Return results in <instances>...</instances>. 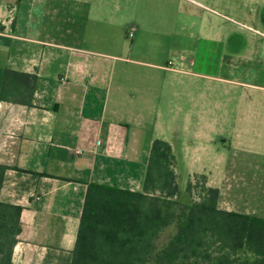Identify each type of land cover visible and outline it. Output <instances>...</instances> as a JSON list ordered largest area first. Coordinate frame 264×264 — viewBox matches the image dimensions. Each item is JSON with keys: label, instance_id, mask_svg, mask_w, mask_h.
Returning a JSON list of instances; mask_svg holds the SVG:
<instances>
[{"label": "crops", "instance_id": "obj_1", "mask_svg": "<svg viewBox=\"0 0 264 264\" xmlns=\"http://www.w3.org/2000/svg\"><path fill=\"white\" fill-rule=\"evenodd\" d=\"M94 1L0 0V92L8 69L38 76L33 106L0 100V164L9 166L0 199L24 208L12 264H72L88 185L141 192L156 139L170 143L177 175L208 177L221 209L264 218V144L247 122L222 116L221 84L255 86L229 60L236 41L210 40L214 73L189 69L206 62L204 44L181 41L170 66V47L153 37L166 35L155 4L114 18ZM179 97L197 112L180 138L162 121Z\"/></svg>", "mask_w": 264, "mask_h": 264}, {"label": "trees", "instance_id": "obj_2", "mask_svg": "<svg viewBox=\"0 0 264 264\" xmlns=\"http://www.w3.org/2000/svg\"><path fill=\"white\" fill-rule=\"evenodd\" d=\"M37 79L6 70L0 100L33 106ZM8 169L0 164V193ZM202 179L181 192L172 147L156 139L141 192L88 185L72 264H264V218L221 209ZM23 209L0 199V264H12Z\"/></svg>", "mask_w": 264, "mask_h": 264}, {"label": "rangeland", "instance_id": "obj_3", "mask_svg": "<svg viewBox=\"0 0 264 264\" xmlns=\"http://www.w3.org/2000/svg\"><path fill=\"white\" fill-rule=\"evenodd\" d=\"M165 1L166 5H162L161 0H103L102 2L104 9L111 11L114 18L120 15L117 11H138L139 2L155 4L153 10L159 11L155 22L166 25V35L162 36L159 33L153 37L157 36L163 39L164 43L166 42V45L170 47L167 48L169 50L166 58H170L174 63L180 59V54L174 53V50H181L178 48V43L181 41L184 42V46L188 43L189 47L203 46L204 44L206 62H203L199 68H189L190 71L208 74L214 73V69L218 70L217 63H209V61L220 58L219 55L209 53L210 40L226 43L231 38L233 42L236 41L235 50L237 52L229 60L236 58L235 61L238 65L236 72L248 74L254 79L255 86L229 89L221 84L222 116L224 118L228 114L227 118L238 122L241 128H243L242 124L245 126V122H247V125L252 127L250 129L256 132V136L259 135L262 144H264V0H163V2ZM100 2L101 0H95L93 8L96 9ZM161 11H165L162 16ZM128 30L130 27L124 23L121 32L131 43L132 39L129 37ZM184 54L196 57L194 51H187ZM195 85L192 87L191 83H186L182 89L194 93L193 90L198 88ZM199 87L206 90L207 94L212 93L207 81L200 82ZM172 104V117L167 110L163 109L165 121H162L166 123L168 131L174 130L176 137L180 138L185 131L184 124L187 122V113L196 116L197 112L185 111L187 108L193 109L194 106L185 103L180 97L174 98ZM181 108H183L182 111ZM227 108H230L228 112ZM172 123L178 126L173 129L170 127ZM259 153L264 155V150L261 149ZM261 158L264 159L262 156ZM178 180L181 191L187 192L190 179L182 169ZM191 180L201 184L203 179L202 176H195ZM175 230V227H170L164 232L160 241L168 240Z\"/></svg>", "mask_w": 264, "mask_h": 264}, {"label": "built area", "instance_id": "obj_4", "mask_svg": "<svg viewBox=\"0 0 264 264\" xmlns=\"http://www.w3.org/2000/svg\"><path fill=\"white\" fill-rule=\"evenodd\" d=\"M133 32L131 31L130 33H129V37H133ZM170 66H174V62H170Z\"/></svg>", "mask_w": 264, "mask_h": 264}]
</instances>
